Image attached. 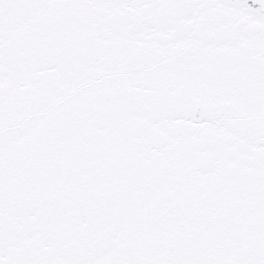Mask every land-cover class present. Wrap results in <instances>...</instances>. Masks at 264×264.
<instances>
[{"label":"snow or ice","instance_id":"6c2138e0","mask_svg":"<svg viewBox=\"0 0 264 264\" xmlns=\"http://www.w3.org/2000/svg\"><path fill=\"white\" fill-rule=\"evenodd\" d=\"M0 264H264V0H0Z\"/></svg>","mask_w":264,"mask_h":264}]
</instances>
